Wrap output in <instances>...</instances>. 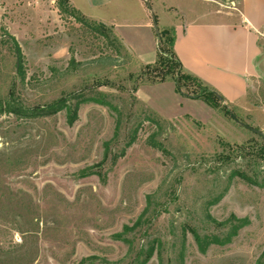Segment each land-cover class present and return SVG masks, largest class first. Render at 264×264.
I'll return each instance as SVG.
<instances>
[{
	"label": "rangeland",
	"instance_id": "rangeland-1",
	"mask_svg": "<svg viewBox=\"0 0 264 264\" xmlns=\"http://www.w3.org/2000/svg\"><path fill=\"white\" fill-rule=\"evenodd\" d=\"M69 3L77 18L0 0V106L31 112L0 109V264H137L149 246L146 264H264V132L152 69L157 32L197 12L236 20L241 0ZM59 100L82 101L72 125L67 109L38 115ZM247 102L264 110V82Z\"/></svg>",
	"mask_w": 264,
	"mask_h": 264
},
{
	"label": "crops",
	"instance_id": "crops-1",
	"mask_svg": "<svg viewBox=\"0 0 264 264\" xmlns=\"http://www.w3.org/2000/svg\"><path fill=\"white\" fill-rule=\"evenodd\" d=\"M172 27L173 50L183 70L225 105L243 109L264 132V110L247 102L264 82V0H241L236 20L197 12Z\"/></svg>",
	"mask_w": 264,
	"mask_h": 264
},
{
	"label": "trees",
	"instance_id": "trees-1",
	"mask_svg": "<svg viewBox=\"0 0 264 264\" xmlns=\"http://www.w3.org/2000/svg\"><path fill=\"white\" fill-rule=\"evenodd\" d=\"M56 2L57 7L61 12L69 14L71 16L73 15L76 18L78 17V15H81L70 5L69 0H56ZM153 19L155 22V18ZM87 24L93 31L99 33L102 36H105V33L103 32L105 29L104 24L96 23L94 21H90ZM156 34L158 39V48L156 55L157 58L154 62L152 69L154 72H157L155 77L158 78V82H164L167 77H171L174 82L175 91L177 94L183 95V89L189 91L192 88L194 89L195 97L203 101L210 108L217 109L222 103V98L214 91L210 90L198 78L186 73L183 70L178 58L176 57L173 50L175 42L174 28L170 27L162 29ZM2 35V37L5 39L4 42L9 45L10 49L13 51L16 57L18 75L22 80H24L25 74L23 66V57L20 48L16 40L12 36L8 35L6 32H4ZM81 103V100H77L73 108L69 109L65 100H59L42 109L41 113L38 115L50 116L59 113L64 109H67L69 114L66 118V121L68 125H72L73 122L77 119V112ZM0 109L4 111V113L14 114L18 117H26L28 115H31V112H28L27 110L23 109L21 106L17 105L13 101L5 102L3 105L0 106ZM128 230L129 229L126 227L123 228V232H126ZM193 236L197 241V235L193 233ZM153 249V246H149L145 252H142L143 258H137V264H146L147 261L152 257ZM139 257H141V255Z\"/></svg>",
	"mask_w": 264,
	"mask_h": 264
},
{
	"label": "water",
	"instance_id": "water-1",
	"mask_svg": "<svg viewBox=\"0 0 264 264\" xmlns=\"http://www.w3.org/2000/svg\"><path fill=\"white\" fill-rule=\"evenodd\" d=\"M152 21H153V26L155 28V22H154V19H153V16H152ZM254 133L258 134V135H261L258 131L254 130V129H251Z\"/></svg>",
	"mask_w": 264,
	"mask_h": 264
}]
</instances>
